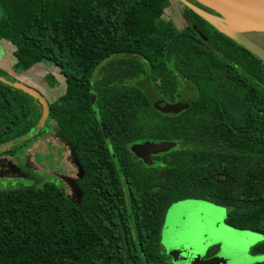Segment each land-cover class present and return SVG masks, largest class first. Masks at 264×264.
<instances>
[{"label": "trees", "instance_id": "trees-1", "mask_svg": "<svg viewBox=\"0 0 264 264\" xmlns=\"http://www.w3.org/2000/svg\"><path fill=\"white\" fill-rule=\"evenodd\" d=\"M0 7V41L18 56L0 65V153L43 114L37 99L3 79L22 82L12 73L45 59L70 71L67 91L47 99L46 121L58 124L83 171L79 200L51 182L0 191V264H171L161 231L169 207L185 199L224 206L229 226L264 234V68L248 49L222 32L210 36L218 49L189 31L164 35L167 0H0ZM218 52L234 65L218 66ZM173 69L200 92L178 115L158 110L132 83L150 70L156 89L175 90L174 76L162 75L171 85L156 83V72ZM147 140L177 145L148 165L131 151ZM253 251L264 252V243Z\"/></svg>", "mask_w": 264, "mask_h": 264}, {"label": "rangeland", "instance_id": "rangeland-1", "mask_svg": "<svg viewBox=\"0 0 264 264\" xmlns=\"http://www.w3.org/2000/svg\"><path fill=\"white\" fill-rule=\"evenodd\" d=\"M185 1L189 7H193L188 0ZM193 2L201 7L198 1ZM167 3L163 18L164 24L168 26L163 29L164 35L184 33L188 28L183 25L182 19L177 20L179 13L175 7L179 5V8L183 7V3L177 0H167ZM2 14L0 7V17ZM231 18L233 22L230 24L233 26L242 30L257 31L251 33L257 36L256 42L258 44L261 42L264 46V23L247 19L245 16V19L241 20L240 14L236 12L231 13ZM17 57L16 47L1 40L0 65L14 64ZM250 61L264 68V62L257 56L253 55ZM12 74L26 85L37 89L46 99L54 100L67 91L70 71L67 66L57 67L44 59L31 65L20 75ZM101 74L99 67L95 72V78H100ZM132 83L146 88L149 93L153 89L146 79L137 82L132 80ZM9 148L13 152L8 153ZM82 174L73 148L60 136L58 124L52 119L37 125L29 136L18 137L8 142L4 152L0 153V191L26 185L41 187L51 182L62 188L70 198L79 200L81 192L76 180ZM228 210L224 206L195 199H185L172 204L166 213L161 231L162 252L169 262L171 264L263 262L264 252L254 253L253 249L256 245L264 243L262 238L264 234L229 226L226 223ZM213 246H218L216 252L212 257L204 258Z\"/></svg>", "mask_w": 264, "mask_h": 264}, {"label": "flooded vegetation", "instance_id": "flooded-vegetation-1", "mask_svg": "<svg viewBox=\"0 0 264 264\" xmlns=\"http://www.w3.org/2000/svg\"><path fill=\"white\" fill-rule=\"evenodd\" d=\"M177 1L183 3V7L179 8L180 5L175 6V7L177 8V12L179 13V16H177V20L182 19L183 25H185V27L188 28V30H185L184 32L189 31L191 33V35H194L195 33L200 35V32H202L204 37H202L201 35L200 36L202 37L203 41H205L208 46H210L214 49H218L217 44H216V42H217L216 38L218 36H220L219 32L223 33L222 29H225V28H228V29L233 28V29H236L237 31H239L244 36H246L248 39H250L252 42H254L257 46H260L262 49L264 48V46H262L261 42H260L261 45L256 42L258 39L257 36H254V34L252 35V33H251V32L257 33V31H253L251 29L242 30V29H239V28L233 26L232 24H230V22H233V19L231 18L230 8L228 6H226L220 2H217L215 0H192V1L188 0L191 4H193L192 5L193 7H189L187 1H185V0H177ZM193 1H198L200 3L201 7H198L197 3L193 2ZM203 14L209 15V17L212 19V21L205 18L203 16ZM204 20H206L207 22H205ZM211 35L216 37V38H214V37L211 38L210 37ZM253 40H255V41H253ZM223 41L226 42V39H223ZM253 55L254 54H252V56ZM218 58L221 61H223V63L218 64V66L225 65V66L230 67V64L234 65V59H233V57L230 56L229 53L227 54L224 52H218ZM260 60L262 62H264V60H262V59H260ZM211 71L212 70H209V72H211ZM150 74L153 75L154 73L152 71L148 70L145 73H143L142 76L137 77L134 80L137 82L139 80H145L146 79L153 86L152 91L149 93V92H147L146 88L136 85L138 87L143 88V90L148 94L150 101L155 96L156 97L161 96V97L165 98L166 101L169 102L170 104L175 105L185 98L190 100L192 98V96L195 94V92H194L195 89L197 91V95H196V99H195L194 103L199 98L200 92H199L197 86L195 84L189 82L187 80L186 73H184L178 69H173L172 71L156 72V74L158 76L156 79V83L159 85H162V86L168 82V81L163 80V78H162L163 74L174 76L175 80L173 81V83H177V87L175 90H172V89L168 90L167 86L163 90L156 89L155 86L153 85L154 83H152L149 80ZM212 74H214V73H212ZM225 74H227V73H225ZM167 85H171V83H167ZM193 104L190 105L186 109H181V110L175 111V112L174 111L168 112V114L178 115V114L182 113L183 111L192 107ZM155 156H157V155H153L152 157H155ZM210 257H212V256H210ZM210 257L206 256L204 258L207 259Z\"/></svg>", "mask_w": 264, "mask_h": 264}, {"label": "water", "instance_id": "water-1", "mask_svg": "<svg viewBox=\"0 0 264 264\" xmlns=\"http://www.w3.org/2000/svg\"><path fill=\"white\" fill-rule=\"evenodd\" d=\"M217 2H220L230 8V13L236 12L237 14H240V19H245L244 16L246 15H253L255 17H258L264 21V0H215ZM205 18L212 21V19L207 14H203ZM264 23V22H263ZM243 25V24H242ZM246 27V26H245ZM248 27V26H247ZM240 29V28H239ZM223 33H225L228 37L239 43L240 45L244 46L246 49H248L252 54L258 56L260 59L264 60V50L257 46L254 42H252L250 39H248L246 36L241 34L239 31L233 28H225L222 29ZM200 35L204 37L202 32H200ZM5 82L13 85L15 88L20 89L24 91L25 93H28L33 98L37 99L43 106V114L39 121V125L43 124L49 115V101L44 97L42 93H40L37 89L30 87L26 85L25 83L21 81H8L3 79ZM195 94L192 96V98L189 99H183L177 104H170L166 101L163 97H153L151 99V103L156 107L158 110L168 113V112H175L179 111L181 109H186L190 105H192L196 99L197 91L194 90ZM93 100L95 99L94 96H92ZM103 129L105 131V127L103 126ZM12 145V144H11ZM10 145V146H11ZM177 143L175 141H160V140H147L143 143H135L131 146V151L140 156L141 159L148 165L153 164V155H158L161 153H166L170 151L172 148L176 147ZM9 146V147H10ZM7 147V144L3 146L4 148Z\"/></svg>", "mask_w": 264, "mask_h": 264}, {"label": "bare ground", "instance_id": "bare-ground-1", "mask_svg": "<svg viewBox=\"0 0 264 264\" xmlns=\"http://www.w3.org/2000/svg\"><path fill=\"white\" fill-rule=\"evenodd\" d=\"M246 18L247 19H250V20H255V21H260V22H264L262 19H260V18H258V17H255V16H253V15H246Z\"/></svg>", "mask_w": 264, "mask_h": 264}, {"label": "snow or ice", "instance_id": "snow-or-ice-1", "mask_svg": "<svg viewBox=\"0 0 264 264\" xmlns=\"http://www.w3.org/2000/svg\"><path fill=\"white\" fill-rule=\"evenodd\" d=\"M262 238H264V237H262Z\"/></svg>", "mask_w": 264, "mask_h": 264}]
</instances>
